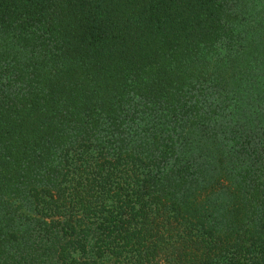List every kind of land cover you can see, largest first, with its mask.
I'll return each mask as SVG.
<instances>
[{
    "label": "trees",
    "instance_id": "obj_1",
    "mask_svg": "<svg viewBox=\"0 0 264 264\" xmlns=\"http://www.w3.org/2000/svg\"><path fill=\"white\" fill-rule=\"evenodd\" d=\"M0 264H264V0H0Z\"/></svg>",
    "mask_w": 264,
    "mask_h": 264
}]
</instances>
